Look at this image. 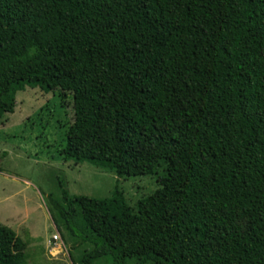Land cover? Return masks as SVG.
<instances>
[{
	"label": "trees",
	"instance_id": "trees-1",
	"mask_svg": "<svg viewBox=\"0 0 264 264\" xmlns=\"http://www.w3.org/2000/svg\"><path fill=\"white\" fill-rule=\"evenodd\" d=\"M26 87L72 106L61 161L158 175L134 209L59 185L76 264H264V0H0V124Z\"/></svg>",
	"mask_w": 264,
	"mask_h": 264
},
{
	"label": "rangeland",
	"instance_id": "rangeland-1",
	"mask_svg": "<svg viewBox=\"0 0 264 264\" xmlns=\"http://www.w3.org/2000/svg\"><path fill=\"white\" fill-rule=\"evenodd\" d=\"M15 101L14 113L6 114L0 124V186L6 190L12 182L17 185L14 192H20L16 198L7 192L6 199L0 200V224L17 231L5 241L14 252L26 253L29 264H76L87 248H74L66 233L55 228L50 198L60 197L59 185L70 196L95 200H107L117 190L134 209L139 200L159 188L158 175L119 178L87 163L61 161L58 151L73 120L71 104L64 106L57 92L46 94L29 87L17 93ZM13 221L24 225L15 229ZM56 233L64 247L61 253L59 245L49 244ZM95 264L111 263L100 260ZM126 264L136 263L131 259Z\"/></svg>",
	"mask_w": 264,
	"mask_h": 264
},
{
	"label": "crops",
	"instance_id": "crops-1",
	"mask_svg": "<svg viewBox=\"0 0 264 264\" xmlns=\"http://www.w3.org/2000/svg\"><path fill=\"white\" fill-rule=\"evenodd\" d=\"M7 189L5 190L3 187L0 186V200L3 201L4 199H6L5 195L7 192H11V195L13 198H16V196H20V192H14V189L17 187V185L15 183L12 182H8L7 183ZM39 201H37L36 203H38ZM12 223H14L13 226H15V229H18L21 225H24V223H22V221H19L17 224L13 221ZM0 226H3L2 224H0ZM14 232V231H13ZM17 232V231H16ZM16 232H14L16 234ZM31 239H35L32 235H30Z\"/></svg>",
	"mask_w": 264,
	"mask_h": 264
},
{
	"label": "built area",
	"instance_id": "built-area-1",
	"mask_svg": "<svg viewBox=\"0 0 264 264\" xmlns=\"http://www.w3.org/2000/svg\"><path fill=\"white\" fill-rule=\"evenodd\" d=\"M49 244H52L53 246L59 245L58 250L60 251V253L64 249L63 244H62L61 237H60V235L58 233H56V234H54V235L51 236V238L49 240ZM60 247H61V250H60Z\"/></svg>",
	"mask_w": 264,
	"mask_h": 264
},
{
	"label": "clouds",
	"instance_id": "clouds-1",
	"mask_svg": "<svg viewBox=\"0 0 264 264\" xmlns=\"http://www.w3.org/2000/svg\"><path fill=\"white\" fill-rule=\"evenodd\" d=\"M59 234V233H58Z\"/></svg>",
	"mask_w": 264,
	"mask_h": 264
}]
</instances>
